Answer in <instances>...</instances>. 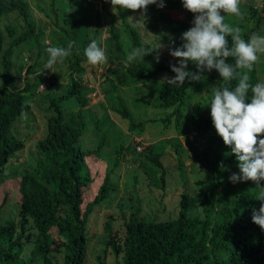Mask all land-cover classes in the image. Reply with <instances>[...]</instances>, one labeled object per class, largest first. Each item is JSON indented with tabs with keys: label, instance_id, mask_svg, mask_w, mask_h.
Masks as SVG:
<instances>
[{
	"label": "rangeland",
	"instance_id": "374dc122",
	"mask_svg": "<svg viewBox=\"0 0 264 264\" xmlns=\"http://www.w3.org/2000/svg\"><path fill=\"white\" fill-rule=\"evenodd\" d=\"M26 1L28 3L27 18L15 12L0 20L3 49L7 47L11 37L15 38L20 32L25 31L29 24L34 25L35 32H40L38 38H31L18 45L11 54L12 72L16 79L11 89H21L28 83L33 86L31 93L26 95L30 111L13 123L11 131L13 139H24L25 148L16 152L9 160L1 186V190L8 193L10 199L2 210L0 226L6 231L13 222L15 229L13 240L20 233L17 185L20 176L31 173L41 160L36 150V143L45 138L47 133L49 97L67 93L71 82L67 58L63 63L55 65L53 72L44 69L47 60L45 48L58 46L59 43L67 46V40L71 38L69 0ZM71 1L75 5L81 2V0ZM51 8L55 10L57 18L52 15ZM95 8L100 13L99 23L95 19ZM241 8L245 13L243 18L229 13L226 15V22L240 27L243 35L252 33L264 35V0H242ZM82 11L84 16L79 25L78 37H84L87 32L85 26L89 24V35L100 42V45L106 49L108 57L107 64L92 66L83 55L84 48L81 42L74 49L76 55L83 59L81 65L86 69L85 75L81 78V84L85 86L86 101H88L83 109L86 128L79 144L84 150H92L98 146L102 135L105 136L104 148L97 154L86 156L84 167L79 171L81 175L87 173L90 179V185L84 191L85 201L82 208L94 198L105 176H108L111 188L106 200L96 205L88 217L85 264H120L122 255L116 257L108 244L105 230L108 218L112 219L113 237L122 245L127 221L174 220L178 215L183 194L188 196L187 216L189 217L203 218L202 202L208 206L216 205L215 191L210 188L209 181L212 169L221 165L216 151L221 148L223 150L224 144L213 136L202 137L192 133L188 126V118L193 112L207 109L206 105L211 99V88L218 85L221 77L217 71H210L202 84L188 95L180 127L175 128L171 122L166 124L164 119L171 110L158 107V88L163 78L136 82L133 73L126 71L115 75L112 73L120 65L127 64V55L132 50L125 30L126 25L139 32L141 42L152 46L156 41L163 45L158 53L173 59L169 55L170 49L165 42L149 31V25L155 21L158 9L154 5H149L146 12L141 13L140 10H119L118 8L117 13L114 14L109 0H86ZM130 16L134 18L133 21L128 19ZM193 19L194 17L191 16L185 17L188 26H192ZM136 20L137 23H135ZM141 20L144 27L139 22ZM257 22L260 23L255 27ZM159 26L174 48L183 43L181 36L165 32L164 24ZM258 55L257 75L260 82H264V53ZM145 59L146 57L143 61L136 60L133 63H144L148 67L157 64L154 58ZM2 67L0 58V75ZM73 77L78 79L75 72ZM110 83L115 85V90L105 94L104 90L110 87ZM118 99L125 105L132 122L142 123L139 127L134 130L129 129L128 121L123 120L111 109L117 106ZM61 107L64 120L70 124H76L79 109L77 101L70 98L65 100ZM119 148L122 149L118 155ZM147 151L162 153L160 161L165 168L164 184L160 181L161 170L137 154ZM221 153L223 156L224 152L221 151ZM118 156L119 160L116 163ZM232 171L233 169L230 173ZM26 233L32 235L29 242L23 243L20 257L24 262H27L30 257L31 264H43L42 257L34 249V231L31 223L27 225ZM3 254L5 252L0 249V255ZM218 258L220 264H229L228 254L225 251H221ZM53 260L54 264H60L61 256L54 254Z\"/></svg>",
	"mask_w": 264,
	"mask_h": 264
},
{
	"label": "trees",
	"instance_id": "16d2710c",
	"mask_svg": "<svg viewBox=\"0 0 264 264\" xmlns=\"http://www.w3.org/2000/svg\"><path fill=\"white\" fill-rule=\"evenodd\" d=\"M164 3L163 8L153 4L158 9V14L155 21L149 25V31L163 40L169 49H174L168 37L162 33L159 24H164L165 32L181 36L190 28L185 17H194V14L182 7L181 0H164ZM85 4L86 0H81L78 5L69 0L71 38L67 42L70 40L76 42L72 55L67 57L71 82L67 93L49 97L47 133L45 138L36 143V150L41 160L31 173L20 176L17 185L20 233L13 240L15 232L13 222L6 231L0 226V249L5 252L0 255L1 264H31L30 257L27 262L20 257L23 243L29 242L32 235L26 233L29 223L34 231V249L42 257L43 264H54V254L61 256L60 264H85L88 217L96 205L106 200L111 190L108 176H105L94 198L82 208L85 201L84 191L89 187L90 179L87 173L81 175L79 171L84 167L85 157L99 153L104 148L105 141V136L102 135L98 146L92 150H84L79 144L86 128L83 109L88 101H86L85 86L81 84L86 69L81 65L83 59L76 55L74 49L79 42L85 48L94 39L89 35V24L85 26L87 32L84 37H78L79 25L84 16L82 6ZM27 10L26 0H0V20L15 12L27 18ZM51 10L52 15L57 18L55 10L52 8ZM95 19L99 23L100 13L97 8H95ZM259 23L257 22L255 27ZM54 25L56 26V23ZM56 28L60 29V27ZM34 30V25L29 24L25 31L20 32L15 38L11 37L5 49L0 34V58L3 64L0 75V218L6 202L10 199L9 194L1 190L5 168L15 153L25 148L24 139L12 138V125L20 116L30 111L26 95L31 93L33 87L28 83L21 89H11L16 81L12 72L11 54L18 45L40 36V32ZM125 30L132 49L141 46L152 47L140 41V34L136 29L126 25ZM248 36L249 34H245L244 38L247 39ZM116 42L120 48L118 41ZM58 46L66 47L63 43H59ZM158 56V60L156 52L145 56L146 59L151 57L157 61V64L151 66L152 68L144 63H132L120 65L112 73L114 75L122 71L133 73L136 82L164 79L165 76L173 77L175 74L170 70L169 65L176 64V59L167 58L159 53ZM123 59L126 61L125 57ZM227 62L234 63V60L228 58ZM188 70L195 72L196 68L190 63ZM244 71L250 76L252 84L260 82L256 63L251 72H247L246 69ZM73 72L79 80L73 77ZM208 74L209 72L205 71L201 80H186L180 86L161 81L158 88V107L171 110L164 119L166 124L171 122L175 128L180 127L188 95L202 84ZM236 83L237 81H232L226 86L232 87ZM220 84L224 85L222 78L217 86ZM114 90L115 85L110 83V87L104 90V93L109 94ZM70 98H74L79 106L76 124L64 120L61 104ZM111 109L123 120L128 121L131 130L142 124L132 122L131 115L119 99L117 106ZM188 126L195 135L213 136L223 143L212 127L208 107L206 110L191 113ZM121 149L117 150L118 155ZM221 151L224 152L223 156ZM137 154L161 170L160 181L164 184L165 168L160 161L162 153L147 151ZM216 155L220 158L221 165L212 169L213 176L209 181L210 188L215 191L216 205L208 206L202 202L203 218L187 216L188 196L183 194L178 215L174 220L127 221L122 245L112 235V219H107L105 230L108 244L116 257L122 255L120 264H220L218 255L221 251L228 254L229 264H264V231L251 220L253 209L258 210L260 206V201L255 199L257 185L250 180L236 184L229 181L228 178L233 171L234 173L239 171L238 162L231 153L230 147L224 145L223 150L221 148L216 151ZM118 160L119 156L116 163ZM231 169L233 171L230 173ZM261 185L264 186V181H261Z\"/></svg>",
	"mask_w": 264,
	"mask_h": 264
},
{
	"label": "clouds",
	"instance_id": "9594fccd",
	"mask_svg": "<svg viewBox=\"0 0 264 264\" xmlns=\"http://www.w3.org/2000/svg\"><path fill=\"white\" fill-rule=\"evenodd\" d=\"M114 14L119 10H140L146 12L149 5L158 8L165 6L164 0H109ZM182 7L194 14L192 26L181 34L183 43L169 50V55L177 63H170L173 77L165 76L163 81L180 86L186 80H201L205 71L216 70L224 85L211 88V99L206 105L210 109L212 127L225 146L237 160L238 172L229 176L233 184L253 181L255 199L260 201L259 209H253L251 220L264 231V82L252 84L251 72L264 53V35L252 33L244 38L240 27L226 22V15L231 13L243 18L242 0H181ZM133 21V17H128ZM144 27L143 20L139 21ZM137 23V20L136 22ZM230 37V40H229ZM75 41H68L67 46H48L45 48L47 60L45 70L52 71L58 63H63L72 55ZM163 45L156 41L152 47H135L127 55V64L143 58L158 50ZM83 55L92 66L108 63L106 49L98 40H91L84 48ZM232 58L234 63L227 62ZM193 64L195 72L188 70ZM53 72V71H52ZM232 81L237 83L232 86Z\"/></svg>",
	"mask_w": 264,
	"mask_h": 264
},
{
	"label": "built area",
	"instance_id": "2783aa9c",
	"mask_svg": "<svg viewBox=\"0 0 264 264\" xmlns=\"http://www.w3.org/2000/svg\"><path fill=\"white\" fill-rule=\"evenodd\" d=\"M137 150H139V147H137Z\"/></svg>",
	"mask_w": 264,
	"mask_h": 264
},
{
	"label": "bare ground",
	"instance_id": "6f19581e",
	"mask_svg": "<svg viewBox=\"0 0 264 264\" xmlns=\"http://www.w3.org/2000/svg\"><path fill=\"white\" fill-rule=\"evenodd\" d=\"M213 176V175H212Z\"/></svg>",
	"mask_w": 264,
	"mask_h": 264
}]
</instances>
